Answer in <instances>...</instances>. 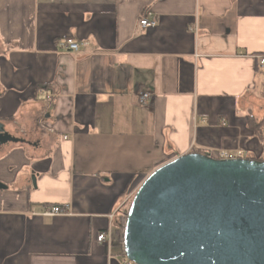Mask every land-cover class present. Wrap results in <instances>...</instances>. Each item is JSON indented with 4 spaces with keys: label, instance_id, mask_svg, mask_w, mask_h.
Segmentation results:
<instances>
[{
    "label": "crops",
    "instance_id": "1",
    "mask_svg": "<svg viewBox=\"0 0 264 264\" xmlns=\"http://www.w3.org/2000/svg\"><path fill=\"white\" fill-rule=\"evenodd\" d=\"M260 57L264 0H0V264H122L97 236L159 167L264 159Z\"/></svg>",
    "mask_w": 264,
    "mask_h": 264
},
{
    "label": "water",
    "instance_id": "2",
    "mask_svg": "<svg viewBox=\"0 0 264 264\" xmlns=\"http://www.w3.org/2000/svg\"><path fill=\"white\" fill-rule=\"evenodd\" d=\"M123 246L135 264H264V161L191 153L159 167L131 202Z\"/></svg>",
    "mask_w": 264,
    "mask_h": 264
},
{
    "label": "built area",
    "instance_id": "3",
    "mask_svg": "<svg viewBox=\"0 0 264 264\" xmlns=\"http://www.w3.org/2000/svg\"><path fill=\"white\" fill-rule=\"evenodd\" d=\"M141 28L146 30L148 28H153L157 25V20L154 17L152 12H147L146 15L140 21ZM88 45V43H78L72 39L62 40L60 42V47L63 51L69 52L73 55H78L81 49ZM260 65L264 67V57H260ZM153 99V95L149 92L140 93L139 95V104L142 107H147ZM211 158H215L218 160H245V159H252L255 160L252 153L245 152L243 150H217V151H208L203 153ZM124 212V211H123ZM68 212L61 207L55 206L50 209H46L43 212V216L46 217H56L61 215H66ZM123 216V213H121ZM118 214L112 215L111 219L115 221ZM127 218V217H126ZM115 227H110L109 229L101 232L97 236V242L106 246L108 249H112L116 243V234H115ZM122 264H135L131 262L129 259L124 257L121 262Z\"/></svg>",
    "mask_w": 264,
    "mask_h": 264
},
{
    "label": "trees",
    "instance_id": "4",
    "mask_svg": "<svg viewBox=\"0 0 264 264\" xmlns=\"http://www.w3.org/2000/svg\"><path fill=\"white\" fill-rule=\"evenodd\" d=\"M253 129L255 131L256 135H259L261 138V128L259 126H253ZM203 154V152H202ZM255 160H259V161H264L263 158H259V159H255ZM131 205V202L127 205V207L125 208L124 212H123V216L121 217V221L120 224H118V226L115 229V234H116V242L123 246V237H124V227H125V223H126V217L128 215V211H129V207Z\"/></svg>",
    "mask_w": 264,
    "mask_h": 264
}]
</instances>
